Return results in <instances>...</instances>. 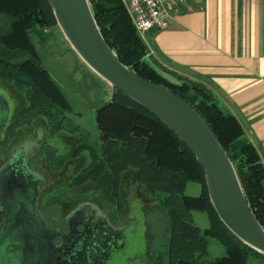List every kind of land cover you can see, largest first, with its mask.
Wrapping results in <instances>:
<instances>
[{
    "label": "trees",
    "instance_id": "1",
    "mask_svg": "<svg viewBox=\"0 0 264 264\" xmlns=\"http://www.w3.org/2000/svg\"><path fill=\"white\" fill-rule=\"evenodd\" d=\"M90 2L103 36L119 59L143 79L161 84L185 99L203 115L230 155L248 201L264 227V165L251 143L234 149L244 135L237 118L208 86L170 71L149 55L122 0ZM54 25L58 23L49 0H0V81L27 103L8 127L15 136L19 128L41 116L49 134L65 129L61 123L67 120L64 114L71 105L43 63L31 34L35 26L47 29ZM32 111L31 122L22 118L23 113ZM95 115L99 136L94 144H81L65 156L52 147L46 148L48 157L54 159L58 154L54 160H63L62 171L69 161L79 159L85 152L89 154V163L68 179L63 177L66 173H50L61 178L58 199L72 201L76 190L91 185L118 221L129 211V189H134L143 201L147 195V201L155 202L166 212L170 223V240L166 252L159 255L158 264H248L252 254L264 258L221 221L211 202L203 167L158 117L118 89L95 110ZM73 131L80 130L74 126ZM191 181L202 184L199 196L186 194ZM195 211L208 214V228L195 223ZM2 223L0 215V227ZM210 239L224 246V256L210 257Z\"/></svg>",
    "mask_w": 264,
    "mask_h": 264
},
{
    "label": "rangeland",
    "instance_id": "2",
    "mask_svg": "<svg viewBox=\"0 0 264 264\" xmlns=\"http://www.w3.org/2000/svg\"><path fill=\"white\" fill-rule=\"evenodd\" d=\"M31 34L37 44L39 55L43 63L48 68L53 78L62 86L71 105V110L64 114L67 120L61 123L65 129L52 143L58 145L61 156H65V149L70 148L69 146L74 142L75 145H73L70 150L84 143L94 144L99 136L95 110L112 98L114 92L113 87L93 72L76 54L71 44L65 38L59 25H54L47 29L35 26ZM71 50L77 56L71 54ZM24 100L25 99H23L20 94L12 90L6 83L0 81V140L6 130L8 120L10 119L9 123H11L12 119L17 117L19 109L25 106ZM33 116L34 112L32 111L23 113L22 118L31 122L30 120ZM43 117L44 116L40 117L43 119L39 121L40 123L37 122L30 129H21V133L26 134V137L25 139L22 138L19 144L14 148L15 153L12 154L9 164L18 162L17 165H23L27 171L32 169L33 166L30 164L29 160L33 151L38 147V144L48 142V130ZM59 117H61V114H59ZM74 126L80 131H73ZM5 133V140H7L10 129H7ZM31 139L34 140L30 141ZM18 140L19 138L16 137L15 143H17ZM44 152H49V150H45ZM84 158H86V156L79 159L77 162L78 167L85 165L86 159ZM6 159L7 158L0 156V171L2 170V172H0L2 175L0 178V208L7 209L6 205L8 204L10 206H15L16 212L10 214L9 231L4 241L0 244V264H43L45 255H53L55 251H52L47 245L50 240L49 233L46 232L43 225L34 217L29 204L30 198V203L33 204V202H35V208L40 210L41 217L46 222H43L45 226L47 224L49 229L52 230H64L63 233H65V235L63 236L51 232L52 240L56 244V247L58 246L59 249L62 248L64 250H69L71 247L69 253L73 252L72 254L75 253V255L82 256V258H77L78 262L83 259L94 260L93 258L96 257V251L92 250V254H90L88 252L90 251V247H88L89 250H86V240L83 241L87 226H89V223L97 224L96 221L98 224L104 222L102 224L107 230V232L104 230L105 233L111 234L112 230H108L107 227L114 225L110 214H108L102 202L97 198H93L92 203L94 204L85 205L78 213L76 212L68 218L70 222H76L77 219L76 227L79 229L78 234H84L82 239H74L72 245V241L68 238L74 233L71 227L65 229L66 218L61 208L66 204L60 201V199L54 201L56 204H52L53 201L51 200V196L56 194L57 189L53 190L50 194L46 193L43 195L44 190L47 189L46 185L51 181L48 173L46 172L45 175L44 173H23L21 168L16 165L14 169L19 171V173L7 174L5 172L9 165L6 164ZM40 159L45 161L50 169L55 168L62 170L63 168V160L55 161V158L53 159L51 156L47 157L46 154L37 156L36 162H39ZM48 159H50V161ZM36 168L41 169L38 166ZM5 174H7V176ZM202 190L203 187L201 183L191 181L188 183L186 194L190 196H199ZM129 191L131 192L129 198L133 203L126 216V229L128 230V235L124 239L125 245L120 249L116 248L113 254H110V252L106 253L105 258L107 259L103 264H157L159 253L161 251L166 252L170 240V223L168 221V216L160 206L154 208V210L150 212V220H152L153 225H155V231H153L154 239L151 244H149L147 240L148 218L146 213L142 210V206L143 203H145V207H150L151 203L147 201V195L146 201H142V199L139 201L136 200V196H139L135 194L134 190L129 189ZM93 192L91 185L78 189L72 194L74 200L70 203H79V199H86L92 196ZM67 213L68 211H65V214ZM97 216L100 218L98 220H102V222L99 223L96 219ZM194 218L195 223L202 229L210 226V219L207 213L195 211ZM160 223L162 225L156 227V225ZM114 228L116 230V227ZM12 229L15 230L14 238L12 237L13 235L11 236ZM162 229L166 233L163 232L161 235L160 232L158 234ZM98 232L96 241L99 242L98 248L100 247V251H102L106 240L104 239V232L101 230ZM73 236L75 237V235ZM9 247L11 248L8 249ZM98 248L96 250H98ZM76 249L77 251H75ZM98 251L97 253L99 255L100 251ZM209 251L211 258H217L226 254L224 246L215 239H210ZM99 264L101 263L99 262ZM248 264H264V258L252 254L249 257Z\"/></svg>",
    "mask_w": 264,
    "mask_h": 264
},
{
    "label": "crops",
    "instance_id": "3",
    "mask_svg": "<svg viewBox=\"0 0 264 264\" xmlns=\"http://www.w3.org/2000/svg\"><path fill=\"white\" fill-rule=\"evenodd\" d=\"M142 37L163 67L215 93L243 128L234 149L251 143L264 165V0H184Z\"/></svg>",
    "mask_w": 264,
    "mask_h": 264
},
{
    "label": "water",
    "instance_id": "4",
    "mask_svg": "<svg viewBox=\"0 0 264 264\" xmlns=\"http://www.w3.org/2000/svg\"><path fill=\"white\" fill-rule=\"evenodd\" d=\"M49 1L59 27L76 54L113 89L147 108L187 145L204 169L209 196L221 221L246 245L264 255V227L248 201L230 155L203 115L167 87L137 75L119 59L103 36L90 0ZM36 215L34 217L49 233L48 247L55 250L52 231L47 224L45 226L41 214ZM8 227H0V244ZM11 236L14 238L15 230L11 231ZM51 260L52 255H45L43 264H53Z\"/></svg>",
    "mask_w": 264,
    "mask_h": 264
},
{
    "label": "flooded vegetation",
    "instance_id": "5",
    "mask_svg": "<svg viewBox=\"0 0 264 264\" xmlns=\"http://www.w3.org/2000/svg\"><path fill=\"white\" fill-rule=\"evenodd\" d=\"M19 94V93H18ZM25 101V100H24ZM27 105V103L25 102V106ZM24 106V107H25ZM23 107V108H24ZM20 110V109H19ZM40 120H43V119H41V118H36L35 120H33L31 123H29V124H26L25 126H22L21 128H19V130H18V132H17V135L15 136L14 135V132H12V131H10V134H9V137H8V139L7 140H5V132H6V130L8 129V127H7V129L5 130V132H4V134H3V137H2V139L0 140V156H2V157H5V158H7L6 159V164L7 165H9L8 166V169H7V171L5 172V173H19V171H17V170H15L14 169V167L18 164V162H13L12 164H9V162H10V160H11V157H12V154L13 153H15V150H14V148L19 144V142H20V140L22 139V138H24L25 139V135L26 134H23V133H21V129H30L31 127H33L37 122H39ZM40 123V122H39ZM46 126H47V123H46ZM47 130H48V132H47V141L48 142H46V143H40V144H38V147L33 151V153H32V155H31V157H30V160H29V162H30V164L33 166L32 167V169L30 170V171H27L25 168H24V166L23 165H17V166H21L20 168H21V171L23 172V173H44V175H45V173L47 172L48 173V175L50 176V178H51V181H50V183H48V185H46L47 186V189L46 190H44V193H43V195H45L46 193H52L53 192V190H55V189H57V191H56V194H54V196L52 195L51 197V200L53 201L52 202V204H56L54 201L55 200H57L58 198H57V193H58V183L59 182H61V178L58 180L57 178H55L52 174H50V173H66L65 175H63V177L64 178H70L73 174H75V173H79V171L83 168V167H85L88 163H89V154H88V152H85L79 159H81V158H83V157H85L86 156V158H84V159H86V163H85V165H83V166H80V167H78V165H77V162L79 161V159H77V160H74V161H69L68 163H67V165H66V168H65V170L64 171H62V170H59V169H55V168H53V169H50V168H48V166H47V164H46V162L45 161H43V160H41L40 159V161L39 162H36V159H37V156H40L41 154H46L47 155V157H48V154H47V152L45 153L44 151L46 150V148L47 147H52V148H54L55 150H57V152L59 153V151H60V149L58 148V145H56V144H53L52 142L56 139V137H58V135H60L61 134V132L63 131H60V132H58V133H56L55 135H51V134H49V129H48V126H47ZM45 133V132H44ZM24 136V137H23ZM16 137L17 138H19V140L17 141V143H15V140H16ZM10 139V140H9ZM24 139H23V141H24ZM34 139H31L30 141H33ZM77 141V140H76ZM35 142V141H34ZM33 143V142H32ZM73 145H75V142L73 143V144H71L69 147L71 148ZM70 148H68V149H65V151H66V153L67 152H70L71 150H70ZM48 151V150H47ZM60 154V153H59ZM58 155V154H57ZM57 155H54V158L57 156ZM39 167V168H41V169H37L36 167ZM78 167V168H77ZM50 169V170H49ZM0 172H2V170L0 171ZM134 190V189H133ZM94 191V190H93ZM134 192H135V190H134ZM95 194H97V193H95V192H93V194H92V196H89V197H87V196H85V197H87L86 199L84 198V201L85 200H87L86 202H80V203H70V202H72V201H68V202H64L63 200H60V201H63L66 205L64 206V207H61L62 208V213H63V215L65 216V218H66V226H65V229L66 228H70L71 227V230H72V232L74 233L73 235H75V237L72 235V236H70L68 239L70 240V241H72V245H73V240L75 239V240H80V239H82V237H83V235L84 234H78L79 233V229H78V227H76V223H77V219H76V222H73V221H68V218H70V216H72V215H74L76 212L78 213L79 212V210L82 208V207H84L85 205H89V204H94V203H92V199L93 198H97V199H99L100 201H101V199H100V194L98 193L97 195H95ZM135 194H136V192H135ZM137 195V194H136ZM91 197V198H90ZM130 197V196H129ZM82 198V197H81ZM136 200H139V201H141V199H140V197H137L136 196ZM83 199V198H82ZM129 201H130V203L132 204L133 203V201H131L130 200V198H129ZM143 201V200H142ZM102 202V205H104V208H106V210L108 211V214H110V216H111V220H112V222H113V224L114 225H112L111 227L109 226V227H107L108 228V230H112V232H111V234H108V233H105V231L107 232V230H106V228H105V226L102 224V223H104V222H102V220H98V219H100L99 218V216H97L96 217V219L99 221V223L100 222H102V223H100V224H98V222L96 221V223L97 224H95V223H89V226H87V229H86V234H85V236L83 237L84 239H83V241H85L86 240V245H85V249L86 250H89L88 249V247H90V251H88L90 254H92V250H94V251H96V257H94L93 259L94 260H82L81 262H80V264H99V262L101 263V264H103L104 262H105V260L107 259V258H105L106 257V253H108V252H110V254L112 253L113 254V251H115L116 250V248L117 249H120V248H122V247H124V239L126 238V236L128 235V230L126 229V224H127V220H126V216H127V214H128V212L125 214V215H123L122 217H121V219L120 220H118V221H115L114 220V216H113V214H112V212H111V209H110V207L108 206V205H106L103 201H101ZM63 203V204H64ZM150 203H151V206L150 207H145L146 205H145V203H143V206H142V210L146 213V216H147V218H148V220H147V240H148V242H149V244H151V242L153 241V239H154V235H153V231H155V225H153V222H152V220H150V212L152 211V210H154V208H157L158 207V205L155 203V202H153V201H150ZM7 204V203H6ZM29 204H30V208H31V211H32V213H33V215L35 216L36 214L37 215H39L40 214V210L39 209H37V208H35V202H33V204H31L30 202H29ZM59 205V204H58ZM7 206V209H4V208H0V213L3 215V216H5L4 218H3V223H2V225H3V227L4 228H6V226L8 227V224H10V214L12 213V212H16V207L15 206H10V205H6ZM130 207H131V205H130ZM130 207H129V209H130ZM65 211H68V213L67 214H65ZM36 215V216H37ZM39 216H41V215H39ZM69 216V217H68ZM38 219H40L39 217H38ZM44 221V220H43ZM45 222V221H44ZM46 223V222H45ZM93 224H95V225H93ZM69 225V226H68ZM162 224L160 223L159 225H156V227H158V226H161ZM114 227H116V230H115V228ZM3 228V229H4ZM49 228V227H48ZM201 228V227H200ZM49 230H51L52 232H54L55 234H57V235H60V236H63V235H65V233H63V231L64 230H62V231H59L58 229L56 230H52V229H49ZM99 230H101L102 232H104L103 234H104V239L106 240V242L104 243V248H103V250L102 251H100V247L98 248V245H99V242H97L96 241V239H97V234L99 233L98 231ZM105 230V231H104ZM118 230V231H117ZM167 230V229H166ZM65 231H67V230H65ZM161 232V235L163 234V232H165L163 229H162V231L160 230L159 232H158V234ZM166 233V232H165ZM53 244L56 246V244L54 243V241H53ZM56 249H55V251L53 252V255H52V260H51V263H53V264H75V260H77V258H82V256L81 255H75V253L74 254H72V253H69L70 251V249H71V247L69 248V250H64V249H59L58 248V246L57 247H55ZM98 248V250L100 251H98V250H96ZM75 251H77V249L75 250ZM97 251L100 253L99 255H98V253H97ZM163 252H165V251H161L160 253H159V255L161 254V253H163ZM54 253H55V255H54ZM77 253V252H76ZM82 253H83V250H82ZM81 253V254H82ZM110 254H109V256H110ZM159 255H158V258H159ZM81 256V257H80ZM91 258H92V256H91ZM157 264H158V262H157Z\"/></svg>",
    "mask_w": 264,
    "mask_h": 264
},
{
    "label": "built area",
    "instance_id": "6",
    "mask_svg": "<svg viewBox=\"0 0 264 264\" xmlns=\"http://www.w3.org/2000/svg\"><path fill=\"white\" fill-rule=\"evenodd\" d=\"M184 0H122L141 36L169 27L172 9Z\"/></svg>",
    "mask_w": 264,
    "mask_h": 264
},
{
    "label": "bare ground",
    "instance_id": "7",
    "mask_svg": "<svg viewBox=\"0 0 264 264\" xmlns=\"http://www.w3.org/2000/svg\"><path fill=\"white\" fill-rule=\"evenodd\" d=\"M80 262H81L80 260H79V262H78V260H75V264H80Z\"/></svg>",
    "mask_w": 264,
    "mask_h": 264
}]
</instances>
